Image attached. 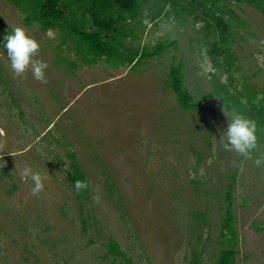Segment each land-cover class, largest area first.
I'll return each mask as SVG.
<instances>
[{"label":"rangeland","instance_id":"obj_1","mask_svg":"<svg viewBox=\"0 0 264 264\" xmlns=\"http://www.w3.org/2000/svg\"><path fill=\"white\" fill-rule=\"evenodd\" d=\"M147 6L131 45L168 47L131 68L84 61L73 39L0 0V264H215L222 248L234 264H264V167L223 149L232 109L213 94L198 26L167 9L153 22ZM228 7L239 18L234 82L264 92V17ZM21 25L41 45L46 84L31 70L13 77L4 36ZM173 63L194 108L168 84ZM72 163L89 182L84 197ZM25 167L47 177L36 196ZM227 207L234 235L224 237Z\"/></svg>","mask_w":264,"mask_h":264},{"label":"trees","instance_id":"obj_2","mask_svg":"<svg viewBox=\"0 0 264 264\" xmlns=\"http://www.w3.org/2000/svg\"><path fill=\"white\" fill-rule=\"evenodd\" d=\"M25 14L28 25L37 24L43 30L53 29L62 36L73 39L78 51H85V60L104 58L122 66L136 65L144 60L160 55L168 47L159 43L151 50L131 45L138 37L137 27L141 21L143 7L148 4V18L156 21L167 9L175 18L185 19L197 25V39L207 47L209 61L215 68L210 73L213 94L221 96L229 109L242 112L256 121L258 143L264 136V92L245 81L234 82L233 67L237 57L231 51L235 40L234 21L239 18L229 9L228 3L234 1L254 8L264 17V0H6ZM230 14V16L228 15ZM186 17V18H185ZM140 24V25H138ZM143 31L141 32V34ZM130 40V41H129ZM128 42L129 46H125ZM126 50V51H125ZM77 51V52H78ZM118 62V63H117ZM225 75V81L220 80ZM168 84L184 109L194 108L191 95L183 89L182 73L174 63L169 67ZM73 174L69 178L73 184L76 179L85 180V175L76 163H72ZM86 191L77 194L84 197ZM226 199L230 200V193ZM233 217L230 207L226 209L221 222L224 237L234 235L231 225ZM232 243V239L230 243ZM230 246V245H229ZM235 252L222 248L215 264H234Z\"/></svg>","mask_w":264,"mask_h":264},{"label":"clouds","instance_id":"obj_3","mask_svg":"<svg viewBox=\"0 0 264 264\" xmlns=\"http://www.w3.org/2000/svg\"><path fill=\"white\" fill-rule=\"evenodd\" d=\"M4 48L7 49V59L10 62V69L14 78L25 77V73L31 70L33 78L41 83L46 84L47 79L45 70L48 68L47 62L36 59L40 43L29 34L28 29L24 26H17L11 34L4 36ZM207 71L215 72L211 61L208 62ZM3 130H0L2 136ZM221 143L225 151L235 152L242 156L245 161H252L256 168L264 167V151H261L257 137L256 121L247 117L242 112L235 109L231 112V119L228 121L224 136ZM4 144L0 142V154L3 153ZM254 153L256 155H254ZM2 158V155H0ZM22 179H31L33 187L31 195L36 196L44 190L43 181L47 178L38 172H33L31 167H25L21 172ZM73 187L77 194L86 191L89 182L82 179H76ZM98 202V197H94Z\"/></svg>","mask_w":264,"mask_h":264}]
</instances>
